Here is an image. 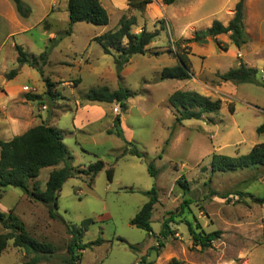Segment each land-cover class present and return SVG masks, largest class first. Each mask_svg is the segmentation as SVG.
<instances>
[{"label":"rangeland","instance_id":"374dc122","mask_svg":"<svg viewBox=\"0 0 264 264\" xmlns=\"http://www.w3.org/2000/svg\"><path fill=\"white\" fill-rule=\"evenodd\" d=\"M99 1L109 16L106 26L81 22L69 30L61 3L54 5L57 12L52 15L48 9L51 0H22L31 12L21 18L10 0H0V141L39 124L62 130L63 143L73 156L70 165L74 173L58 193L57 220L48 217L43 205L13 187L0 189V212L7 214L12 209L30 237L54 247V254L38 264H68L72 231L86 219L93 223L75 237L80 247L75 249L77 264H264V204L253 201L264 198V173L210 170L213 154L237 157L264 143V132H256L264 124V89L220 79L244 59L256 67L257 80L264 82V47L257 58L252 54L257 39L264 40V18L254 29L255 38L247 39L242 58L241 52L228 49L224 36L216 41L226 51L213 39L184 42L208 28L211 21L223 20L224 8L237 0H177L164 8L159 0H152L143 12L128 13L126 0ZM123 14L136 18L132 33L145 27L148 32L158 30V35L144 55L130 58L118 81L113 58L92 39L115 30ZM178 44L187 53L193 74L184 81L160 80L164 67L177 64ZM15 45L54 84L50 95L35 68L18 64ZM47 50V62L42 65L40 55ZM13 70L17 74L8 80ZM119 86L132 95L124 112L115 103L83 100L89 90L106 87L115 91ZM175 91L219 99L220 110L177 125L168 103ZM26 95L39 100L29 101ZM117 114L125 141L141 157L132 156L131 146L113 133ZM97 161L104 167L90 185L83 172ZM149 163L157 170L156 178L147 172ZM61 167L40 170L36 180L41 190L49 173ZM107 170L113 172L111 181ZM182 177L190 189L187 196L177 185ZM152 187L157 190L158 202L150 219V235L130 225V220L148 200L143 192ZM185 198L191 203L180 210ZM170 213L174 216L169 223L172 234L162 238L161 225ZM186 222L197 223L205 233L220 231V238L201 250L192 245ZM5 232L0 225V234ZM97 238L101 239L99 245L81 249ZM28 258L10 240L0 264H23Z\"/></svg>","mask_w":264,"mask_h":264},{"label":"trees","instance_id":"16d2710c","mask_svg":"<svg viewBox=\"0 0 264 264\" xmlns=\"http://www.w3.org/2000/svg\"><path fill=\"white\" fill-rule=\"evenodd\" d=\"M17 14L21 18H27L30 15V8L22 2V0H10ZM165 6L174 4L177 0H160ZM245 0H237L233 8V16L226 26L221 22L214 20L210 27L203 31H198L193 34L191 39L184 40L185 43L197 42L206 38L215 39L216 36L225 34L234 47L240 51L246 44L243 38V16H244ZM152 0H127V13L130 10L143 12L147 5L151 4ZM66 11L68 14V23L71 27L76 23H86L92 26H106L109 23V16L106 9L101 5L99 0H67ZM136 23L134 16L122 15L118 20L117 28L113 31L105 32L99 36H95L92 41L96 42L102 49L105 55L113 58L115 66V74L118 81L121 80V71L128 64L130 58L134 55H144L147 52V46L152 42L153 38L158 35V30L148 32L145 27H142L139 33L131 32L132 26ZM125 40V43L123 41ZM215 41V45L226 51L219 42ZM17 53V62L20 66L28 65L35 68L46 87V94H51L53 83L43 76V71L37 66L34 60L28 59L27 54L21 47L15 45ZM177 64L171 67H164L160 72V80H188L192 76V67L190 60L179 44L175 51ZM48 50L40 55L42 65L47 62ZM258 71L239 63L237 68L229 69L220 76V79L225 83L231 84H255L264 89V82L257 80ZM17 74L13 70L8 75V80H11ZM80 82V81H78ZM131 93L122 86L117 90L110 91L106 87L97 90H89L83 96V100L90 103H105L117 104L120 112L127 110L126 101L131 98ZM29 101H37L39 97L26 95ZM169 105L174 109V123L179 125L186 120H201L204 115L217 113L221 107L219 99H210L199 95L193 91H175L168 98ZM232 113V107H229ZM114 134L117 138L131 146L130 154L132 156L141 157V154L135 147L126 142L123 131L121 129L120 116L117 114L113 119ZM111 132V131H110ZM257 133L264 132V124L256 129ZM63 131L45 124L36 125L21 135L13 136L8 141H0V189L13 187L19 188L33 202H38L43 205L48 217L52 220H57L58 216L55 213L57 208L58 193L62 185L74 176L73 168L70 162L73 160L71 151L63 143ZM62 164L59 169H53L44 184V189L41 190L38 181L40 170L43 168H54ZM104 165L101 161H97L87 167L83 174L89 177V184L93 183L96 174L103 169ZM210 170L214 172H234L238 170H261L264 173V143L254 145L248 154L237 157H227L213 154L211 156ZM147 172L153 178L157 176V170L152 163L147 165ZM112 170H107V179L111 181ZM31 183V185H30ZM177 185L181 188L183 195L189 194V187L186 180L182 177L177 181ZM148 196L147 202L139 209V211L130 220V225L137 229L143 230L148 234H152L150 219L154 206L157 204V190L152 187L149 191L143 192ZM253 201L257 204H264V198H254ZM191 203L190 199L185 198L180 210L183 207H188ZM174 216L165 219L161 225L159 235L162 238L172 234L169 229V223L173 221ZM91 219L83 220L80 228L72 231L74 237L69 246L68 264H77L79 258L75 253V249H79V245L75 242V237L81 236L82 232L87 230V227L92 224ZM193 246L199 247L201 250L210 248L212 242L220 238V231L205 233L200 229V226L195 223L191 225L185 223ZM0 225L6 231L0 234V255L7 247L8 241L12 240V245L23 251L25 257H29L23 264H38L54 254V247L47 242H40L30 237L25 230L23 222L9 210L7 214L0 212ZM199 229V231H196ZM101 239L86 243L81 246V249L90 248L99 245ZM158 245L161 243L158 241ZM144 257L141 259L143 262Z\"/></svg>","mask_w":264,"mask_h":264},{"label":"crops","instance_id":"0c3cea01","mask_svg":"<svg viewBox=\"0 0 264 264\" xmlns=\"http://www.w3.org/2000/svg\"><path fill=\"white\" fill-rule=\"evenodd\" d=\"M51 1L52 2L49 5L48 9H49V13H51L52 15L53 14L55 15L56 12H57V11L54 10V5L57 2L62 4V6H61L62 11L66 10V2H67V0H51ZM254 1L256 3L255 5L252 4L251 0H245V2H244L243 33H242V35H243V38L246 40V44L248 42L247 39H252V38L254 39L255 38L254 29H255V27L257 25H259V23L264 18V14H263V10H262V9H264V5L261 4V2H263L264 0H254ZM159 2H160V5L162 6V8H164L165 5L161 4L160 0H159ZM236 2H235V4H236ZM126 3H127V0H126ZM235 4H233V6L224 8L223 20L219 21V22H221L222 25L226 26L228 24V22L230 21V19L232 18V16H233V8H234ZM249 4L252 5V6L247 12L246 10H247V6ZM127 9H128V7H127V4H126V6H125L126 13H127ZM161 11H163V10H161ZM123 15H125V14H123ZM67 16H68V14H67ZM213 21H211V24H212ZM248 25H250V28L248 27ZM223 36L225 37V39H224L225 41L224 42L227 45L228 49L231 50L232 47H233L234 48V50H233L234 52L238 51L234 47V45L231 44V42H230V40L228 38V35L221 34V35L216 36L215 39H213V40H220L219 38H221ZM206 39H211V38H206ZM246 44L241 48L240 51H238V52H241L242 58L244 57L243 50L246 47ZM262 47H264V40L257 39V41L255 42V44H254V46L252 48V51H253L252 54L254 55L255 58H257V55L260 52V50L262 49ZM242 61H243V64H245L248 67L256 68V67H254L252 65L250 66L246 61H244V59ZM263 62H264V60H263Z\"/></svg>","mask_w":264,"mask_h":264}]
</instances>
